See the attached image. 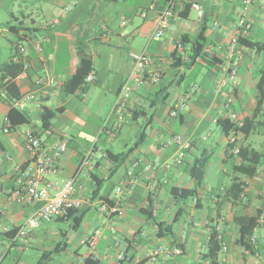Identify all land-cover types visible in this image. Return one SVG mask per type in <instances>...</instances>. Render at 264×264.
Instances as JSON below:
<instances>
[{"label": "crops", "instance_id": "0c3cea01", "mask_svg": "<svg viewBox=\"0 0 264 264\" xmlns=\"http://www.w3.org/2000/svg\"><path fill=\"white\" fill-rule=\"evenodd\" d=\"M166 1L0 0V65L13 60L22 45L20 58L29 66L8 87L0 85V264H121L120 253L127 257L122 264H147L158 248L174 247L183 253L160 254L154 264H210L204 256L214 229L222 237L219 264H264V126L248 136L224 131L226 123L241 126L255 116L264 121V106L256 112L264 53L238 43L237 84L216 94L227 47L238 32L242 0H189L203 7L201 20L192 6L177 0L169 28L155 38ZM250 16L249 31L241 38L263 42L264 0L254 1ZM201 34L203 51L192 60L190 45L180 49L178 44ZM209 47L221 48L208 54ZM81 50L91 59L93 81L66 93L63 86L76 73ZM141 52L154 64L145 83L136 86L130 79L133 54ZM154 73L160 75L156 83L149 79ZM50 79L54 87L47 84ZM127 82L131 93L119 120L113 109ZM195 85L179 117H172L174 106ZM230 96L233 104L225 108ZM16 100L24 101L23 110L12 107ZM11 109L21 116L13 115L6 133ZM46 110L55 112L48 127L43 125ZM26 130L41 138L47 152L67 141L57 172L46 173L42 182L51 183L55 196L74 179L73 197L81 206L68 218L42 222L23 235L28 219L44 205L41 200L20 204L14 197L15 168L31 158ZM178 135L189 144L182 155L174 142ZM245 147L262 155L252 177L237 172L244 161L236 150ZM201 159L206 162L197 184L191 171ZM95 181H104L98 192ZM233 183L242 186L238 198L226 194ZM120 185L124 193L119 197ZM176 189L196 194L177 198ZM102 202L118 204L122 217L101 212ZM252 220L246 245L241 234Z\"/></svg>", "mask_w": 264, "mask_h": 264}, {"label": "built area", "instance_id": "2783aa9c", "mask_svg": "<svg viewBox=\"0 0 264 264\" xmlns=\"http://www.w3.org/2000/svg\"><path fill=\"white\" fill-rule=\"evenodd\" d=\"M255 0H242V9L241 16L238 19L237 23V35L234 37L227 47L225 61L221 65L222 76L217 81L215 85V93L218 94L220 91L227 85L230 84L232 87H235L237 84V77L239 71V55L240 52L237 50L238 40L241 37L247 35L250 25H251V7ZM177 0H167L166 6L162 11L157 28L154 32L155 38L163 37L164 31L169 28L170 23L169 19L175 15ZM192 8L197 11L199 19L201 20L204 16L203 7L198 3H192ZM218 23L215 24L216 28ZM178 48L182 49L183 45L178 44ZM221 47H209L205 50L208 54H215L216 51L220 50ZM38 50L41 51V47L38 46ZM17 54L13 58V62L22 63L24 65L23 73H25L29 66L24 64L21 61L20 56L25 52V48L22 45H18ZM135 60L134 72L132 73L130 79L135 80L136 86H141L145 83L147 78V72L150 67L153 66L154 60L146 52H141L138 54H133ZM160 75L154 73L149 77L152 83H156L159 80ZM93 81V73H90L82 85L83 89L87 84ZM39 84L43 83V79H39ZM47 84L50 87L55 86V80H48ZM130 83L127 82L121 92L118 101L114 107V114L117 119L122 120L127 112V106L125 100L129 98L131 93ZM197 85H195L191 91L185 95V97L178 102L173 110L171 111V116L174 118L179 117L181 112L186 106V102L192 97L194 91L196 90ZM232 93V92H231ZM31 97V96H30ZM28 97V98H30ZM233 104V98L227 97L225 102V108H230ZM12 107L16 110H23L25 105L24 101H14ZM233 119L236 118V115H232ZM10 120L6 119V126L4 132L8 133L10 131ZM174 142L180 147L181 153L189 147L188 143L183 141L181 136L174 137ZM25 146L28 152L30 153V162L27 165H17L15 168V173L17 176V186L14 190L15 200L20 204L32 203L34 201H44V205L37 210L32 217H30L26 223V228L21 231V234L26 235L29 231L34 228L39 227L42 222H50L59 218H68L69 212L71 210L77 209L81 206V201L73 197L75 193V180L71 179L66 185L64 190L55 195L51 196L50 188L52 187L51 183H43L42 176L46 173H56L57 172V163L67 151V141H60L53 151L47 152L43 149V143L41 138L32 130L25 131ZM93 153L90 152L88 156L80 165L79 172L81 173L86 165H89V156ZM236 153H239V150H236ZM169 167V166H168ZM151 167L146 168L147 171H150ZM129 174L133 176V172L130 171ZM137 179L132 177L131 183L135 185ZM124 193V186L120 185L116 188V195L122 196ZM100 211L108 215L109 217L117 216L118 218L122 217L123 209L118 204H109L108 202H102ZM100 232L96 233V236L93 237L96 239ZM221 235H218V239L221 240ZM251 241L253 244L257 241V235H252ZM226 249V247H224ZM171 253L175 256H179L183 253L180 247H174L170 249L158 248L154 251L147 259V264H154L158 256L163 253ZM127 260L125 254L120 253L118 255V262L123 263Z\"/></svg>", "mask_w": 264, "mask_h": 264}, {"label": "trees", "instance_id": "16d2710c", "mask_svg": "<svg viewBox=\"0 0 264 264\" xmlns=\"http://www.w3.org/2000/svg\"><path fill=\"white\" fill-rule=\"evenodd\" d=\"M185 5L186 8L189 6H192V3H189V0H180ZM238 43L240 45H244L250 49L255 50L258 53L263 52L264 53V41L263 42H250L247 38H241L239 39ZM181 44L184 45H190L191 49V58L192 60H195L196 57H198L204 47V39L203 34L194 41H186L183 39L181 41ZM79 66L77 68L76 73L74 76L69 79L63 86V90L66 93H74L77 90L81 88V86L84 84V81L88 74L91 71V59L90 57L85 53L84 50L79 51ZM211 62V61H210ZM24 65L22 63H15L13 60L10 62H6L4 64L0 65V85L3 88L8 87L13 80L17 79L19 75L23 73ZM256 101H257V108L256 112L259 111L260 108L264 106V65L260 73V77L257 83V95H256ZM13 115H20V113L14 109H11L9 112V120L14 122ZM55 112H52L50 110H46L43 115V125L45 127H48L50 125V120L54 117ZM256 116L253 117L250 120H246L241 126L226 123L224 124V131L227 135H229L231 132L237 134H242L244 136L250 135L252 132H254L259 126H264V121H256ZM238 155L244 163H242L238 168L237 172L252 177L256 174L258 166L261 164L262 155L255 151L254 149L245 147L240 148ZM118 158H116L117 160ZM114 160V159H113ZM115 161V160H114ZM123 160H120L118 162H122ZM206 162V159L198 160L195 165L192 168L191 174L194 179V181L198 184L200 183L202 176H203V167ZM104 181H95L96 186V192L100 191L103 188ZM243 192L242 186L240 183H233L230 188L226 191V194L231 196L232 198H238V196ZM174 193L176 197L178 198H188L196 194V190H186V189H176L174 190ZM73 210L69 212V216L71 215ZM68 216V217H69ZM251 220V219H250ZM255 223L254 220L248 224V227L245 228L242 231L241 238L245 240V244L248 245V238L251 234L252 228L254 227ZM219 233L216 229L213 230L211 234V238L209 240V251L204 256V260H209L210 264H219L217 260L218 253L222 249V241L218 239Z\"/></svg>", "mask_w": 264, "mask_h": 264}, {"label": "rangeland", "instance_id": "374dc122", "mask_svg": "<svg viewBox=\"0 0 264 264\" xmlns=\"http://www.w3.org/2000/svg\"><path fill=\"white\" fill-rule=\"evenodd\" d=\"M237 1H238V0H237ZM237 1H236V2H237ZM236 2H235V3H236Z\"/></svg>", "mask_w": 264, "mask_h": 264}]
</instances>
